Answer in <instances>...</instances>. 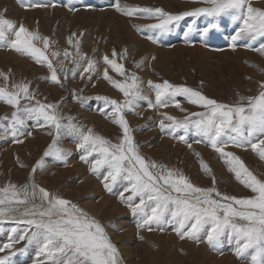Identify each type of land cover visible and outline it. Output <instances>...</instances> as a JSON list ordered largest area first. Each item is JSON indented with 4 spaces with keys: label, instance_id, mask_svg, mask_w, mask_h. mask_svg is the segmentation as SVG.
Returning <instances> with one entry per match:
<instances>
[{
    "label": "rangeland",
    "instance_id": "obj_1",
    "mask_svg": "<svg viewBox=\"0 0 264 264\" xmlns=\"http://www.w3.org/2000/svg\"><path fill=\"white\" fill-rule=\"evenodd\" d=\"M249 2L253 7L264 11V0H249ZM13 3L15 11L20 13L33 11V13L18 16L16 12L13 14L10 7H7L1 8L0 14L13 21L17 27L23 24L30 31L38 32L40 36L49 39L48 49L43 48L41 41H34V43L45 51L53 66L55 65L60 84L51 82V72L46 64L37 63L29 56L21 55L7 46H0V54H12L11 56L17 61H24L32 69L26 67L22 69V64L19 67L10 65L5 63L7 60L0 58V74H3L0 75V87L16 92L18 88L14 85L27 84L29 92L34 97L26 100L21 96L18 107L10 106L0 100V118H6L5 126L0 128V189L12 185L17 189L27 187L31 194L33 185L37 186L35 200L30 198L26 205L29 208L33 203L37 205L41 203L39 187H43L53 196L64 198L71 204H75L104 227L106 234L112 238H110L111 242L115 243L121 264H129L127 261L129 258L126 259L124 256L126 249L130 252V260L133 264H142V260H145L144 264H170L171 259L175 263L183 261L182 264H192L185 259V251L189 249L195 251L192 248L203 249L208 255H214L216 261L227 257L234 264H250V257L241 259L235 255V241L230 240L227 235L221 238L222 247L219 250H213L207 243L205 231L199 233L200 242H195L189 239L181 240L174 231L175 224H166L163 231L155 226L152 231L136 226V222L139 224L143 222L142 213L134 214L128 204L122 202L133 194L124 189L123 197L120 196V202H118L110 197L111 191L104 187L105 183H108L111 189H116L117 185L126 187L129 181L118 177L116 182L112 183L104 180L106 175L96 179L95 174L104 172L106 165L93 171L92 161L86 163L73 156L71 159L69 155L74 154L73 148L78 150V145L82 143L81 132L87 134L91 130L93 135L103 137L111 144L122 141L123 129L113 122L114 118L118 117L115 116L107 100H117L123 104L131 97L126 98L122 92L104 79L103 74L107 70L114 80L129 84L132 82L130 77L135 75L138 78L142 95L148 99L137 100L131 110L123 109L122 114L131 130L130 134L138 153L147 162H155L158 166L173 170L177 175L185 176L197 187L211 188L214 186L220 193L237 198L254 196L255 194L250 189L235 178L234 173L229 171L225 160L208 145L202 135L197 134L194 128L188 130L166 128L163 131L160 128L161 122L165 125L171 123L167 119L169 116L177 121H183L185 117L198 119L191 114L205 112L206 109L188 102L184 96L175 97L167 107H149V100L155 103V91L148 86V81L153 83L168 81L174 86L192 88L222 104L246 105L247 100H241V97H255L262 90L260 83L264 81V55L256 49L264 45V36L241 32L244 27L243 20H236L229 14H222L215 20L205 16L185 17L179 22L170 24L169 31L162 32L158 28L149 27L160 21L156 18H148L146 13L127 16L116 11L115 0H24L23 4L18 0H13ZM33 3L39 6L25 7L26 4ZM119 3L130 8H161L171 14L208 6L196 0H142L140 2L119 0ZM45 9L48 11L59 9L66 15L49 12L45 16L47 21H44L39 19L37 12L34 11ZM106 11L111 12V17L115 22L116 17L126 21L129 35L141 43V48L135 46L131 37L122 29L118 31V37L113 36L111 25L104 24V22L102 24L105 15L87 13ZM50 20L52 21L50 28L46 32L43 31L41 24L49 23ZM210 22L218 26L205 33L203 30L209 26ZM189 26L192 28L191 32L188 31ZM115 27L117 28V24ZM237 33H240L239 38L233 41ZM14 38V35H9V39ZM70 38L71 44H69ZM153 40L156 42L154 43ZM77 41L79 42V53L85 58L79 61L80 68L73 76L72 69L76 67L75 62L79 60ZM233 43L236 45L235 48L232 47ZM65 50L69 53L67 58L64 56ZM114 50L115 56L113 55ZM54 51L59 52L60 55L52 56ZM105 55L115 60L117 64L123 65L125 70L123 75L104 63ZM88 60L95 62V71L91 73L83 72ZM81 72L83 75L80 74ZM37 102L57 105L55 111L61 118V122L67 124L68 119L72 118L71 122L80 129V132H70L64 129L57 137L54 127H40L35 116L29 118L24 111L26 107L36 106ZM176 102L179 103V107L176 106ZM13 112H17L18 118L23 121L22 124L16 125V137L23 143L14 142L15 138L11 128ZM93 116L95 119H92ZM42 122L41 120L40 123ZM49 132L51 135L48 134ZM35 135L44 138L45 141L39 139L35 145L27 146ZM180 137L184 139L181 140ZM54 140L56 141L55 147L63 150L64 158L60 159L63 164L60 166L52 163L57 158L55 155L44 156ZM31 147L33 151H29ZM14 149L18 151V154H15ZM225 151L240 157L246 167L258 179L264 181V160H261L250 146L241 148L228 143ZM84 153L87 154L85 150ZM87 156L90 155L87 154ZM96 158L102 159L101 154ZM41 160H43L42 166L37 167L33 173V168ZM201 161L209 166L210 172L206 173L201 168ZM72 166L74 169H71ZM75 166L79 168V172L76 171ZM82 168L83 171H81ZM159 170L161 169H151L153 172ZM63 171H66L65 175L61 174ZM54 173L61 174L59 179L63 181L59 182L57 177L50 179ZM213 177L215 178L214 185ZM83 178H90L96 190L88 189L86 193L81 194L80 185ZM19 195L22 199L23 191H20ZM172 195L176 196L177 193L173 192ZM215 198L219 199V197ZM104 199H109L111 203L100 209V204ZM44 203L46 205V202ZM133 203H139L138 196L133 198ZM147 203L154 206L153 202ZM90 204L93 207H90ZM23 207L25 206L22 205L21 208ZM234 207L238 206L234 205ZM145 211L151 214L150 207ZM27 218L22 213H9L5 217H0V238L2 235L5 236L4 241L0 240V247L12 245L11 248L5 247L4 251H0V255L4 254L0 257L7 256L9 264H20L15 256L21 247L30 259L29 262L21 264H51L48 257L40 251L37 243L28 242L27 237L35 229L33 226L19 222ZM170 218L166 215V219ZM129 219L133 221V228ZM21 236H24L26 241L25 238L20 239ZM160 237L162 238L158 239ZM162 239L166 243L162 242ZM166 249L172 253L168 257ZM141 252H145L144 257L140 255ZM197 259L203 261L202 254ZM201 264H210V261Z\"/></svg>",
    "mask_w": 264,
    "mask_h": 264
},
{
    "label": "snow or ice",
    "instance_id": "obj_2",
    "mask_svg": "<svg viewBox=\"0 0 264 264\" xmlns=\"http://www.w3.org/2000/svg\"><path fill=\"white\" fill-rule=\"evenodd\" d=\"M21 4L24 0H18ZM198 3L208 5L198 7L190 11L179 14L165 12L161 8H141L121 5L119 0H115L116 11L133 16L136 13H146L148 18H156L160 22L149 25L158 28L162 32L169 31V25L179 22L185 17L205 16L212 17L213 20L222 14H229L236 20H243L244 27L241 32H249L264 36V11L252 6L249 0H196ZM39 6L38 4H26L25 7ZM246 9V11H245ZM6 11V9H5ZM216 23L210 22L203 31L208 33L210 29L216 28ZM192 31L191 26L188 29ZM9 35H14V39H9ZM75 35V34H73ZM187 36L188 33L186 32ZM240 33L233 37V41L239 38ZM34 41H41L44 49L49 48V39L42 37L38 32L30 31L23 24L17 27L13 21L0 14V46H7L15 52L29 56L37 63L46 64L51 72L50 80L55 84H60L56 68L46 55L45 51L37 47ZM155 43L156 41L153 40ZM72 43L71 38L69 44ZM79 42L77 41L76 67L72 69V75L77 74L80 68V60L85 57L79 53ZM235 43L232 47L235 48ZM264 55V45L256 49ZM59 52H52V56H59ZM115 56V50L113 51ZM67 58L69 53L64 52ZM155 59V57H153ZM104 63L110 65L117 73L123 75L125 70L122 64H117L115 60L109 59L107 55L103 57ZM139 66V64L137 65ZM95 71V62L88 60L87 67L83 72L91 73ZM83 72L80 74L83 75ZM3 75V74H0ZM104 79L108 80L113 87L117 88L123 95L131 97L123 104L117 100H107L112 107L115 116L113 122L123 129V138L120 143L111 144L103 137L93 135L91 130L87 134L81 132L82 143L78 146L84 148L88 155L99 152L102 159H95L93 171L99 167L107 165L110 169L104 177L105 181L115 183L117 178L127 180L131 187L125 191H130L133 195L122 200L127 203L134 214L142 213L143 222L138 225L140 228L153 230V226L160 231L164 230L166 224H175L174 231L181 240L189 239L200 242L202 231L206 232V240L213 250L222 247V237L227 235L230 240L235 241V255L241 259L250 257V264H264V181L257 178L250 171L240 157L232 152L225 151L228 143L236 147L250 146L261 160H264V81L260 83L262 89L255 97H241L247 100V104L237 103L236 105H226L204 96L201 92L189 87L174 86L168 81L163 83H153L148 81V86L155 91V103L149 100V107H167L170 101L177 96H184L188 102L198 105L205 112L192 113L198 119L185 117L183 121H177L174 117H167L170 124L163 122L160 128L188 130L194 128L197 134L202 135L208 145L220 154L233 172L235 178L255 195L249 198H237L220 193L213 186L211 188H200L188 181L183 175H177L171 169L158 166L155 162H147L141 156L133 143L130 128L125 120L122 110H131L137 100H146V96L140 91V84L135 75L130 77L131 83L119 82L109 76L107 70L104 71ZM67 73L65 74V78ZM7 79V77H5ZM91 79V75H89ZM18 88L16 92H10L4 87H0V100L8 105L18 107L21 96L26 100L33 99L27 84L14 85ZM179 107V103L176 102ZM57 105L42 104L37 102L34 107H26L24 111L32 118L34 115L40 127H54L57 137L64 129L68 131L80 132V129L68 119V123L61 122V118L56 114ZM0 118V128H3L4 120ZM13 123L11 124L12 135L16 143H23L16 137V125L22 124L17 112L12 113ZM43 121L40 123V121ZM51 135V132L48 133ZM23 135V133H21ZM30 135V133H29ZM181 140L184 137H180ZM200 142V141H197ZM56 141L49 146V150L44 156L55 155L58 159H63L62 149L55 147ZM191 145H189L190 147ZM88 162L87 156L82 157ZM43 160L37 162L33 168V173L37 167L42 166ZM161 169L153 172L151 169ZM201 168L210 172L209 166L201 161ZM215 178L213 177V185ZM105 189L111 191L108 183ZM20 191L24 197L20 198ZM41 203H33L27 207L29 199L35 200L37 186L33 185L31 194L27 187L17 189L16 186L0 189V217H5L9 213H22L27 219L20 220V223L33 226L35 231L27 237L28 242H35L40 246V251L44 253L51 264H121L118 259L119 253L116 246L111 242L104 227L90 217L84 210L78 208L70 201L53 196L43 187L38 188ZM177 193L173 196L172 193ZM214 194V195H213ZM123 197V192L120 193ZM138 196L139 203H133V198ZM215 197H219L216 199ZM46 202V205L45 203ZM147 202H153L154 206ZM25 206L21 208V206ZM238 206V207H234ZM151 208V214L145 211ZM166 215L171 218L166 219ZM21 236L20 239H24ZM11 244L0 247L4 251L5 247L11 248ZM0 264H9L7 256L0 257Z\"/></svg>",
    "mask_w": 264,
    "mask_h": 264
},
{
    "label": "bare ground",
    "instance_id": "obj_3",
    "mask_svg": "<svg viewBox=\"0 0 264 264\" xmlns=\"http://www.w3.org/2000/svg\"><path fill=\"white\" fill-rule=\"evenodd\" d=\"M131 1H137V2H140V1H142V0H131ZM128 3V2H127ZM7 7H10L11 8V10L13 11V14L16 12L17 14H18V16H23V15H25V14H28V13H33V11L32 12H27V13H20V12H17V11H15V9H14V3H13V0H0V9L1 8H7ZM34 12H37V14H38V16H39V19H41V20H44V21H47V18L45 17V16H47L48 14H49V12H53L54 14H57V12L58 13H61V14H63V15H66V14H64L61 10H59V9H54L53 11H48V10H40V11H34ZM56 12V13H55ZM52 13V14H53ZM87 13H90V14H93V15H105L106 17L105 18H103V20H102V24H103V22H104V24H107V25H111L110 26V29L112 30V35L113 36H115V37H118V31H119V29H122V31L123 32H125V33H127L128 35H129V33H128V30H127V27H126V24H125V22L126 21H124L123 19H120V18H118V17H114L115 19H116V22L112 19V17H111V12L110 11H106V12H102V13H95V12H87ZM79 15H81V14H79ZM55 19H53V21H54ZM51 21V20H50ZM119 21V22H118ZM51 24H52V21L51 22H49V23H44V24H41V29L43 30V31H47L49 28H50V26H51ZM117 24V28L115 27V25ZM106 26V25H105ZM106 29V28H105ZM121 31V30H120ZM130 36V35H129ZM131 37V36H130ZM131 41H134V43L136 44L135 46H137L138 48H141L142 47V45H141V43H138L137 42V40L132 36L131 37ZM109 42V41H108ZM179 50V49H178ZM158 52V51H157ZM12 54H9V55H5V54H0V58H2L4 61L5 60H7L5 63H9L10 65H13V66H16V67H19L20 66V64H22V69H23V67H26L27 69H30V70H32L31 69V67L30 66H28L24 61H22V60H16L15 58H13L12 56H11ZM55 66V65H54ZM25 68V69H26ZM256 75V74H255ZM254 78V77H253ZM53 90V89H52ZM150 114V113H149ZM91 118V117H90ZM92 119H95L94 118V116L92 117ZM97 120V119H96ZM98 121V120H97ZM133 121V120H132ZM89 122V121H88ZM93 123V122H92ZM88 125V124H87ZM84 126V125H83ZM105 128V127H104ZM112 132H113V130H112ZM40 139V141L42 140V141H45V139L44 138H42V137H39L38 135H35L34 137H33V139L32 140H30L29 142H28V144H27V146H30V145H35L37 142H38V140ZM29 151H33V148L31 147L30 148V150ZM14 152H15V154H18V151L16 150V149H14ZM9 155V154H8ZM7 155V156H8ZM200 155H202V154H200ZM6 156V155H5ZM72 157V156H71ZM72 159V158H71ZM9 164V163H8ZM25 164V163H24ZM76 167V171L77 172H79L80 170H79V168L77 167V166H75ZM194 168V167H193ZM71 169H74V167L72 166V168ZM81 171H83V168L81 169ZM61 174H66V171H63ZM60 174V175H61ZM215 174V173H214ZM9 175V174H8ZM60 175H57L56 173H54L53 175H51V177H50V179H52L53 180V178H55L56 179V177L58 178V180H59V182H61V181H63V179H59V177H60ZM197 176V175H196ZM13 181H14V179H13ZM92 184H94V182L93 181H90V178H83V179H81V185H80V188H81V194L82 193H86L87 192V190L88 189H91L92 191H94V190H96V188L92 185ZM118 184V183H117ZM78 195L80 196V192L78 193ZM76 198H78V197H76ZM111 202H110V200L109 199H104L102 202H101V204H100V209H103V208H105V206H107V205H109ZM90 207H93V205L92 204H90ZM116 212H117V210H116ZM16 214V213H15ZM14 215V214H13ZM95 215V214H94ZM11 216V215H10ZM17 216V215H16ZM7 218H9V217H7ZM13 218V217H12ZM14 219V218H13ZM11 220V219H10ZM165 228V227H164ZM109 236V235H108ZM110 237V236H109ZM111 238V237H110ZM162 237H160V238H158V239H161ZM112 239V238H111ZM171 239V238H170ZM25 241H26V238H25ZM162 242H165L164 241V239H162ZM161 242V243H162ZM171 242H172V240H171ZM170 242V243H171ZM117 243V242H116ZM119 243V242H118ZM166 243V242H165ZM115 244V243H114ZM183 246V244L181 245V247ZM189 248H191L190 246H188ZM168 248V247H167ZM183 248V247H182ZM193 250H195V251H192L191 249H189V251H185L186 252V256H185V259L186 260H188V261H190L192 264H201L202 262H205V261H210V264H234L229 258H227V257H223V258H221L219 261H216V259H215V256L214 255H212V254H210V255H208L207 254V252L205 253L204 251H203V249L201 250V249H195V248H192ZM124 256L126 257V259H127V257L129 258V259H127V261L129 262V264H133L132 263V260H130V252H129V250L128 249H126V250H124ZM165 253V252H164ZM166 255H167V257H168V255L169 254H172L171 253V251L169 250V249H166ZM201 254H202V256H203V261H202V259L201 260H199V259H197V257L199 258V257H201ZM142 257H144V255H145V252H141V254H140ZM119 256H120V254H119ZM160 256V255H159ZM204 256H207L208 258H205ZM19 259V258H18ZM13 261V260H12ZM157 261V260H156ZM187 261V262H188ZM144 262H145V260H142V264H144ZM183 263V261H179V262H174L172 259L170 260V264H182Z\"/></svg>",
    "mask_w": 264,
    "mask_h": 264
},
{
    "label": "crops",
    "instance_id": "obj_4",
    "mask_svg": "<svg viewBox=\"0 0 264 264\" xmlns=\"http://www.w3.org/2000/svg\"><path fill=\"white\" fill-rule=\"evenodd\" d=\"M84 148H78V150H75L74 148H73V151H74V154H71V156H73L74 158H78V159H82V157H84V156H87V154L86 153H84ZM97 155H100L99 154V152H94V153H92L90 156H87V159H88V161H92V163H94V161H95V159H97L96 157H97ZM71 156L69 155V157L71 158ZM102 156V155H101ZM94 160V161H93ZM82 161H85L84 159H82ZM51 163V162H50ZM55 166H60V165H62L63 164V161L62 160H60V159H58V158H56L53 162H52ZM105 171L104 172H102V173H100V174H95V178L96 179H98V178H100V177H102V176H105V175H107V173H108V166L106 165L105 166ZM118 181H122V180H118ZM131 186V184H130V182H127L126 183V187H130ZM114 187V186H113ZM126 187H123V185H117L116 186V189H112L111 190V194H110V197H113L115 200H117L118 202H120V200H119V197L121 196L120 195V193H122V192H124L123 190L126 188ZM117 192H120L119 194H116ZM129 221H130V224H131V227L133 228V226H132V222L133 221H131L130 219H129ZM136 222V221H135ZM139 225V223L138 222H136V226H138ZM0 240L1 241H4L5 240V236L4 235H2L1 236V238H0ZM4 247V246H3ZM9 252V251H8ZM8 252H6V253H8ZM4 254H2V255H0V256H3ZM16 258H17V261H18V263H27V262H29L30 261V259H29V257H28V255H27V252H24V249L23 248H19L18 249V253L16 254V256H15ZM19 258V259H18Z\"/></svg>",
    "mask_w": 264,
    "mask_h": 264
}]
</instances>
